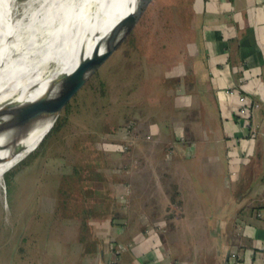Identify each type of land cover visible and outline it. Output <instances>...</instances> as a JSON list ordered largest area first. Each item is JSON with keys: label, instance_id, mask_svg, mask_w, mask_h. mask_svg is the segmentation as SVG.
<instances>
[{"label": "crops", "instance_id": "obj_1", "mask_svg": "<svg viewBox=\"0 0 264 264\" xmlns=\"http://www.w3.org/2000/svg\"><path fill=\"white\" fill-rule=\"evenodd\" d=\"M190 11L197 37L178 70L177 118L133 159L128 182L149 195L131 208L130 263L233 264L236 252L239 264H264V0H191ZM125 222L103 220L104 239L125 235ZM89 255L103 264L105 251Z\"/></svg>", "mask_w": 264, "mask_h": 264}, {"label": "rangeland", "instance_id": "obj_2", "mask_svg": "<svg viewBox=\"0 0 264 264\" xmlns=\"http://www.w3.org/2000/svg\"><path fill=\"white\" fill-rule=\"evenodd\" d=\"M190 1L153 0L119 52L64 112L60 127L5 174L0 264H97L89 255L95 248L105 251L103 264H131V208L141 203L140 191L149 192L128 180L139 147L148 155L158 127L177 118L179 71L189 61V40L197 37ZM170 156L174 151L160 157ZM108 219L126 221L125 235L119 239L110 229L104 239L100 223Z\"/></svg>", "mask_w": 264, "mask_h": 264}, {"label": "bare ground", "instance_id": "obj_3", "mask_svg": "<svg viewBox=\"0 0 264 264\" xmlns=\"http://www.w3.org/2000/svg\"><path fill=\"white\" fill-rule=\"evenodd\" d=\"M136 2L0 0V189L5 174L38 148L53 120L45 117L28 129L20 149L6 145L7 140L88 74L94 56L125 23ZM19 115L23 123L8 127Z\"/></svg>", "mask_w": 264, "mask_h": 264}, {"label": "water", "instance_id": "obj_4", "mask_svg": "<svg viewBox=\"0 0 264 264\" xmlns=\"http://www.w3.org/2000/svg\"><path fill=\"white\" fill-rule=\"evenodd\" d=\"M152 2L153 0H137L133 12L126 19L125 23L110 34V37L103 46V51L94 56L92 66L88 74L75 86L62 92L57 97L50 100L41 110L37 111L30 119L26 121L24 127L17 135L7 140L6 145L9 144L15 150L20 149V145L18 144L20 143L25 132L41 119L45 117H51L53 120V125L44 139L41 141L40 145L38 146L39 148L46 141V139L60 127L63 121V114L70 108L73 100L79 96L81 91H83V89L91 80L96 78L98 74L101 73L104 67L115 57L122 46L126 43ZM22 111V113H24L26 110L22 109ZM22 115H19L20 118H14L7 126L15 127L23 123L24 116ZM6 152L9 155L11 154L9 148L6 149Z\"/></svg>", "mask_w": 264, "mask_h": 264}, {"label": "built area", "instance_id": "obj_5", "mask_svg": "<svg viewBox=\"0 0 264 264\" xmlns=\"http://www.w3.org/2000/svg\"><path fill=\"white\" fill-rule=\"evenodd\" d=\"M250 111H251V107L248 104L247 97L245 95H241L240 96V107H239L238 113L240 117L244 119V123L246 126H249L248 119L250 116ZM255 136H256V133H253V137ZM239 257H240L239 253H236V252H232L230 255V258L233 264H239Z\"/></svg>", "mask_w": 264, "mask_h": 264}]
</instances>
